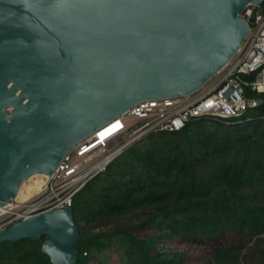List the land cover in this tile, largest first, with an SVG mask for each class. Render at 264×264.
<instances>
[{
    "label": "water",
    "instance_id": "1",
    "mask_svg": "<svg viewBox=\"0 0 264 264\" xmlns=\"http://www.w3.org/2000/svg\"><path fill=\"white\" fill-rule=\"evenodd\" d=\"M264 0H0V208L42 188L75 144L135 104L185 97L233 57ZM75 264L72 210L0 231Z\"/></svg>",
    "mask_w": 264,
    "mask_h": 264
},
{
    "label": "trees",
    "instance_id": "2",
    "mask_svg": "<svg viewBox=\"0 0 264 264\" xmlns=\"http://www.w3.org/2000/svg\"><path fill=\"white\" fill-rule=\"evenodd\" d=\"M261 98L238 119H192L113 160L73 198L75 264H103L110 248L122 264H183L181 254L157 250L174 238L210 244V264H239L247 238L264 237ZM44 239L1 244L0 264H51Z\"/></svg>",
    "mask_w": 264,
    "mask_h": 264
},
{
    "label": "built area",
    "instance_id": "3",
    "mask_svg": "<svg viewBox=\"0 0 264 264\" xmlns=\"http://www.w3.org/2000/svg\"><path fill=\"white\" fill-rule=\"evenodd\" d=\"M241 18L248 27L243 43L202 88L185 97L139 102L75 144L35 195L0 215V231L36 214L70 208L75 195L92 179L151 133L178 132L198 118L235 120L260 107L264 96V5L247 6Z\"/></svg>",
    "mask_w": 264,
    "mask_h": 264
},
{
    "label": "rangeland",
    "instance_id": "4",
    "mask_svg": "<svg viewBox=\"0 0 264 264\" xmlns=\"http://www.w3.org/2000/svg\"><path fill=\"white\" fill-rule=\"evenodd\" d=\"M111 227V225H108V228L111 229ZM131 232L135 233L136 236L140 235L137 230ZM245 242L246 245L241 253L239 264H264V237L247 238ZM209 246L210 244L207 242L192 245L182 243L174 238L158 243L157 250L166 255L181 254L183 264H210ZM102 259L103 264H122L119 255L112 248L105 252Z\"/></svg>",
    "mask_w": 264,
    "mask_h": 264
},
{
    "label": "bare ground",
    "instance_id": "5",
    "mask_svg": "<svg viewBox=\"0 0 264 264\" xmlns=\"http://www.w3.org/2000/svg\"><path fill=\"white\" fill-rule=\"evenodd\" d=\"M107 132H108V130L104 131L103 133L106 134ZM27 183L30 185V187L34 191L38 192L40 190V189H38V186L33 182V180L31 178L27 180ZM36 192H34L33 194H31L29 196L18 197L15 200H13L12 202L1 207L0 208V215L3 214V212L12 209L16 204H22L23 202L29 200L33 195H35Z\"/></svg>",
    "mask_w": 264,
    "mask_h": 264
}]
</instances>
